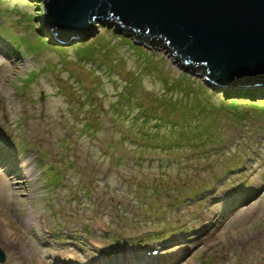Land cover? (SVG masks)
Returning a JSON list of instances; mask_svg holds the SVG:
<instances>
[{"label":"rangeland","instance_id":"1","mask_svg":"<svg viewBox=\"0 0 264 264\" xmlns=\"http://www.w3.org/2000/svg\"><path fill=\"white\" fill-rule=\"evenodd\" d=\"M31 13L0 0V264H61L60 252L74 264H264V157L246 154L235 183L223 173L197 192L221 156L160 147L203 120L248 147L264 135V110L249 104L264 96L226 92L264 83L208 86L165 48L135 51L112 23L62 38ZM35 32L64 50L36 51ZM92 40L87 63L76 49Z\"/></svg>","mask_w":264,"mask_h":264},{"label":"water","instance_id":"2","mask_svg":"<svg viewBox=\"0 0 264 264\" xmlns=\"http://www.w3.org/2000/svg\"><path fill=\"white\" fill-rule=\"evenodd\" d=\"M43 2L45 30L62 38L86 33L94 20L112 21L120 32L168 49L208 86L264 83V0ZM5 259L0 249V263Z\"/></svg>","mask_w":264,"mask_h":264},{"label":"trees","instance_id":"3","mask_svg":"<svg viewBox=\"0 0 264 264\" xmlns=\"http://www.w3.org/2000/svg\"><path fill=\"white\" fill-rule=\"evenodd\" d=\"M25 2H27L33 9L34 13L29 14L28 16L30 17V22L32 23V25L35 23L36 20H38L39 16L42 15L44 13V9L42 8V6L38 5L36 2L37 1H33L32 0H24ZM42 0H40L41 2ZM38 11V12H36ZM108 23H112V21H108ZM36 25L38 26V28L40 29L41 33L43 32V34H49L46 33L47 31L45 30L44 26H43V21L41 22H37ZM114 30V29H113ZM119 34V38L123 39L124 41L128 42L131 46V48L135 49V51L139 52H143L144 56H148V52L145 51L143 49V46L145 47V45H149V46H154L156 48H160L161 46L154 44L148 40L145 39H140L138 38L134 33L130 32V31H123ZM35 37H36V43L33 45V48L36 51L41 50V48H50L53 49L55 51H63L64 48L61 46H53L50 43V40H52V38L49 37V35H42V34H38V32H35ZM135 40H137V42L142 43V47L137 46L134 44ZM95 40H92L91 43H83L81 44L80 48L76 49V52L78 54H80L81 59H83V61H86L87 63L90 60H94L95 58V54L93 51V47H95ZM164 48V47H161ZM94 49V50H95ZM166 49V48H165ZM168 52H170L168 49H166ZM100 52V51H99ZM58 54H64V53H58ZM98 55V54H97ZM147 62V61H146ZM180 64V62H179ZM180 66L182 68H185L184 65L180 64ZM200 74L204 75L205 73V68L204 67H200ZM190 73L191 69H188V71H185ZM234 85V84H231ZM236 86V85H235ZM255 86V88H252L250 90H246V89H239V90H233L230 89L228 90L226 93L228 95H233L236 94L238 96H241L242 100H250L251 97H257L260 94H262V96H264V89H262L261 87ZM90 94V93H89ZM234 98L231 99V101H229L228 105H226L227 107L231 108L233 107V103L235 102L233 100ZM249 106L251 107H255L257 109H262L264 110V102H257V103H253V104H249ZM224 107V106H222ZM87 128L90 127L89 124H87L86 126ZM143 136H145L146 138L149 139L150 135L148 134V132L146 134H143ZM252 138L253 140H251L250 138H248V140H250V145L248 147H243V148H236L238 144L235 143L234 138L230 137L229 139H226L221 136V133L219 132V130L217 128L212 127V125L208 122V121H196L194 124V127L191 131H187V132H181L180 136L178 137L177 140H173L172 142H166V144H162L160 145V147H162L163 145L166 146L165 149L168 150H180L182 149L183 151L190 153L191 154V158H196L197 156H202L205 160H208L209 157H214V156H221L222 158V162H223V171L217 175L214 174V177L216 179H214V181L211 184L202 182L201 184H199V186H195L194 190L197 192H201V191H208L212 188H217L220 187V185H223L224 183H227L225 181L224 178H222V174L224 173L223 176L227 177L228 179H230V181H232L231 183H235L236 181L232 178V175L235 173H239L238 170L240 169V166L242 165V163H244L246 161V154L252 156L253 158H263L264 157V148L262 147V144H264V135H257V134H253ZM243 139V138H242ZM245 141V140H243ZM231 143H234L231 144ZM231 147H234V149H232ZM255 147L257 149H255ZM236 148V149H235ZM249 156V157H250ZM208 169H212V167L209 166ZM234 176V175H233ZM241 180H244V177L242 176V174L240 175ZM244 184L247 185V182H244Z\"/></svg>","mask_w":264,"mask_h":264},{"label":"bare ground","instance_id":"4","mask_svg":"<svg viewBox=\"0 0 264 264\" xmlns=\"http://www.w3.org/2000/svg\"><path fill=\"white\" fill-rule=\"evenodd\" d=\"M3 52V51H2ZM1 52V53H2ZM8 233V231H7ZM1 238L3 239H6L7 238V235L6 233L4 232V234H2V236H0ZM57 252V251H56ZM59 252V251H58ZM61 255V256H60ZM60 255L59 256H56V261L57 263H61V264H65L66 262H69V261H72V264H74V259H75V256L73 254H68L67 256H64V254H61L60 252ZM126 258V257H125ZM73 259V260H72ZM103 260H104V257H103ZM114 261V260H113ZM116 261V260H115ZM98 262V261H97ZM134 264V263H133Z\"/></svg>","mask_w":264,"mask_h":264}]
</instances>
